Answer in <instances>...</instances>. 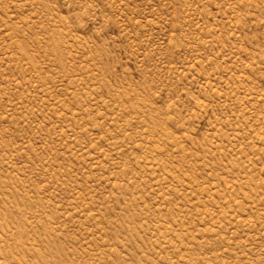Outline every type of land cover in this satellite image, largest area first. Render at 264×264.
<instances>
[{"label":"rangeland","instance_id":"obj_1","mask_svg":"<svg viewBox=\"0 0 264 264\" xmlns=\"http://www.w3.org/2000/svg\"><path fill=\"white\" fill-rule=\"evenodd\" d=\"M0 264H264V0H0Z\"/></svg>","mask_w":264,"mask_h":264}]
</instances>
